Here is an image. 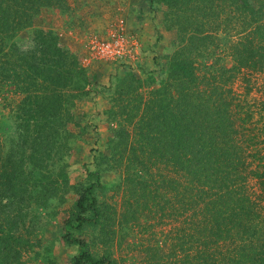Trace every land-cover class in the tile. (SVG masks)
<instances>
[{"label": "trees", "instance_id": "obj_1", "mask_svg": "<svg viewBox=\"0 0 264 264\" xmlns=\"http://www.w3.org/2000/svg\"><path fill=\"white\" fill-rule=\"evenodd\" d=\"M63 2L0 0V27L7 26L0 29V88L11 85L23 96L0 134V264H23L31 246V208L63 199L70 186L68 125L83 93L76 89L87 80L85 68L45 29L36 30L34 51L16 55L11 49L43 7ZM245 10L250 21L235 46L233 71L222 67L202 75L192 59L178 53L170 64L168 96L151 102L125 85L120 93L127 104L117 108L119 100L112 101L109 113L120 125L112 146L118 161L127 158L152 178L161 170L146 210L184 216L187 224L176 229L171 252L148 256L145 264H264V101L230 86L239 74L251 83L264 73V0ZM168 167L174 169L169 177ZM100 185L99 180L80 191L70 226L101 220ZM65 238L82 247L74 264H114L107 254L96 257L72 232Z\"/></svg>", "mask_w": 264, "mask_h": 264}, {"label": "rangeland", "instance_id": "obj_2", "mask_svg": "<svg viewBox=\"0 0 264 264\" xmlns=\"http://www.w3.org/2000/svg\"><path fill=\"white\" fill-rule=\"evenodd\" d=\"M254 1L65 0L43 7L31 26L18 33L13 40L17 45L11 47L16 55L20 54L19 50L34 51L35 32L45 29L58 36L59 43L76 56L87 75L84 87L75 86L77 92L83 93L76 100L74 120L68 125L72 135L67 155L70 186L63 199L31 208L27 220L31 246L24 251L23 264H74L82 247L66 240L68 232L86 240L96 257L107 254L114 264H145L148 256L173 250L176 229L187 225L184 216L175 219L160 216L156 210H146V199L154 194L161 170L152 178L136 164H127L126 157V163L118 161L112 146L119 139L120 125L109 109L116 99L117 108L127 104V100H121L120 93L125 85H130L131 90L137 88L135 93L151 102L158 103V99L168 96L166 86L173 80L170 64L178 53H182V58L192 59L202 75L208 76L211 69L219 71L222 67L233 71L235 46L247 27L246 22L250 21L246 5ZM92 13L110 17V25L100 31L103 33L97 31L100 36H105L120 18L126 19L131 33L137 31L135 34L142 44V58L137 67L92 56L89 44L95 35ZM143 24L151 27L145 34ZM89 56H92L90 62H85L84 58ZM229 73L226 77H230ZM255 75L248 83L239 74L230 86L238 94L249 92V98L263 105L264 73ZM22 97L11 85L0 88V134L7 129L8 115ZM133 97L123 94L124 99ZM173 170L165 168V175H174ZM136 179L147 180L151 186L145 188ZM99 180L101 185L96 194L103 212L101 220L88 221L80 228L70 226L68 221L78 214L80 191Z\"/></svg>", "mask_w": 264, "mask_h": 264}, {"label": "built area", "instance_id": "obj_3", "mask_svg": "<svg viewBox=\"0 0 264 264\" xmlns=\"http://www.w3.org/2000/svg\"><path fill=\"white\" fill-rule=\"evenodd\" d=\"M92 56L104 58L137 67L142 58V44L139 36L131 33L126 19L120 18L105 33L92 35L90 39ZM85 57V62H90L91 57Z\"/></svg>", "mask_w": 264, "mask_h": 264}, {"label": "crops", "instance_id": "obj_4", "mask_svg": "<svg viewBox=\"0 0 264 264\" xmlns=\"http://www.w3.org/2000/svg\"><path fill=\"white\" fill-rule=\"evenodd\" d=\"M93 7L94 6H92V10L94 12L95 8L93 9ZM110 23H111L110 17H106V16H102V15H99V14H93L92 13V30L94 31L93 33L98 34L102 30L103 27L104 28L105 27H108L110 25ZM142 27H144V24L142 25ZM147 29L151 30V27H147V28L144 27V28H142V32L145 34V31ZM76 31H78V30H76ZM82 31L83 30H81V32ZM97 31H98V33H97ZM79 32L80 31H78V33ZM84 32H83V35L85 34ZM133 32L137 33V31H133ZM100 33H103V32H100ZM147 65L150 66L149 65V62L147 63Z\"/></svg>", "mask_w": 264, "mask_h": 264}]
</instances>
